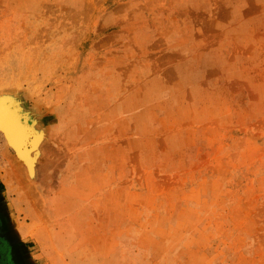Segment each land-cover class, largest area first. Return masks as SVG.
Returning a JSON list of instances; mask_svg holds the SVG:
<instances>
[{"label":"rangeland","instance_id":"374dc122","mask_svg":"<svg viewBox=\"0 0 264 264\" xmlns=\"http://www.w3.org/2000/svg\"><path fill=\"white\" fill-rule=\"evenodd\" d=\"M1 105L0 264H264V0H0Z\"/></svg>","mask_w":264,"mask_h":264},{"label":"bare ground","instance_id":"6f19581e","mask_svg":"<svg viewBox=\"0 0 264 264\" xmlns=\"http://www.w3.org/2000/svg\"><path fill=\"white\" fill-rule=\"evenodd\" d=\"M6 106H3L2 109L0 108V111L7 110L6 114L0 112V134L3 135L7 146L15 150V161H21L25 166L24 172L31 175V178H34L36 174L35 165L38 161V152L41 147L42 138L40 136L37 138L35 134L33 136L34 132L26 127V123L23 122L21 125L22 121L16 119L15 115L9 111L11 108ZM10 166V172L5 179L7 185L11 188L13 178H17L20 181L22 176L21 171L12 161H10Z\"/></svg>","mask_w":264,"mask_h":264},{"label":"flooded vegetation","instance_id":"af4514ba","mask_svg":"<svg viewBox=\"0 0 264 264\" xmlns=\"http://www.w3.org/2000/svg\"><path fill=\"white\" fill-rule=\"evenodd\" d=\"M3 216V213H2V210H0V217H2Z\"/></svg>","mask_w":264,"mask_h":264},{"label":"crops","instance_id":"0c3cea01","mask_svg":"<svg viewBox=\"0 0 264 264\" xmlns=\"http://www.w3.org/2000/svg\"><path fill=\"white\" fill-rule=\"evenodd\" d=\"M0 210H1V207H0Z\"/></svg>","mask_w":264,"mask_h":264}]
</instances>
